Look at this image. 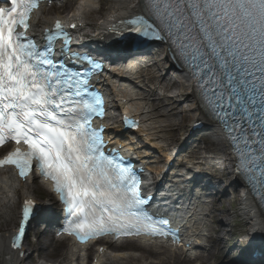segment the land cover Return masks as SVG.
<instances>
[{
    "label": "snow or ice",
    "instance_id": "1",
    "mask_svg": "<svg viewBox=\"0 0 264 264\" xmlns=\"http://www.w3.org/2000/svg\"><path fill=\"white\" fill-rule=\"evenodd\" d=\"M0 2L11 5L0 8V146H17L0 159V168L14 166L22 179L35 169L50 180L65 206L62 232L80 243L105 235L178 242L165 218L146 211L149 200L141 194L139 174L115 150L111 157L106 153L103 129L93 127L94 117L105 115L91 84L102 62L73 50L71 35L59 22L44 32L42 44L29 34L31 14L51 0ZM144 3L159 25L141 16L121 21L125 31L170 45L199 97L198 106L202 100L204 115L220 127L233 150L237 172L264 196V0ZM34 214L33 202L25 200L14 249Z\"/></svg>",
    "mask_w": 264,
    "mask_h": 264
},
{
    "label": "bare ground",
    "instance_id": "2",
    "mask_svg": "<svg viewBox=\"0 0 264 264\" xmlns=\"http://www.w3.org/2000/svg\"><path fill=\"white\" fill-rule=\"evenodd\" d=\"M138 0H114L112 4H110L106 11L102 13L100 10L97 11L95 9L96 2L95 0H79L76 7L73 11L67 15H54L52 17L44 16L42 18L35 17L34 28L37 27H46L49 26L53 20L62 19L63 21L71 23H77L81 27L77 29L75 33L79 35H83L84 38L91 39L93 37H98L103 35L104 32L110 27L113 22L120 20L123 17H127L133 13H137L140 10V6L137 4ZM46 11L43 10L42 14ZM167 64L170 66L172 72L181 76V72L175 69V66L171 63V61L167 58ZM154 67L159 69L161 64L156 63ZM150 69V68H149ZM148 71V70H147ZM118 77L122 78L121 85L126 87V82L129 83V88H116V87H105L106 91L109 92L110 95L117 98L120 102H125L122 104L126 107L127 111L136 117L142 124V128L136 134L137 138L142 139L143 141L149 143L155 150L160 153V159L158 160H149L144 159L143 157L149 155L148 153H144L141 155L140 152L137 154L140 158L148 162L150 166L148 167L149 174H152L153 179L159 177L161 173L164 171V167L167 164V161L170 160L171 157L176 156V150L180 148L181 143L186 141L182 138L177 137V132L180 131L181 125H171L169 126V131L161 129L159 125L158 118L156 119V115H161L168 119V116L163 114L161 109L164 102H169L172 107L173 115L177 117H182L184 120H190V123L204 121L202 118V112L199 110L198 105L195 103V98L192 93V90L189 88L188 83L184 80L183 77L179 78L178 81H173V86H179L180 92L178 94V98L181 99L182 102L189 103L190 108L186 111H178L177 112V103L170 100L167 97L162 99L157 98L155 102H146L145 96L138 94L136 92V88L140 87V85L144 84L145 81L149 84L153 82H157V84H162L163 76L157 77L154 74H145L146 76H139L135 78V80H131L132 73H122L115 72ZM160 79L161 82L158 81ZM130 80V81H129ZM106 83V81H105ZM156 84V83H155ZM147 86V84H145ZM163 88L169 89L170 86L162 85ZM150 96L154 97V90L151 89L148 91ZM149 104V105H148ZM111 118L108 119L110 121ZM204 127H206L212 137L214 138V143L217 146L226 149V145L222 140L220 133L217 128L209 123H205ZM187 133V131H186ZM187 143H190L187 141ZM194 145L196 146V142ZM185 155V158H189L191 160L195 159L191 153L180 151L177 153ZM180 156V155H179ZM228 156V155H227ZM189 163V161H188ZM231 178V177H229ZM28 181L24 183L13 184V176L11 174H6L0 177V220L4 221V227H7L14 220V205L18 199L31 197L29 192L27 191ZM228 189H220L219 195L212 203V211L208 213L206 217H202V207L193 204V205H185L184 209H182L185 214L191 215L190 221L198 224L193 229V236L191 238H195L199 236L200 238L197 240L198 242L203 241V235L208 238V243L210 244L209 249L204 248L203 253L199 254L196 258V261L199 264H225V240L223 236L227 234V228L229 224V217H232L234 214L240 215L245 221V224L248 227L250 232V236L255 233L264 234V220L262 217L257 215V211L254 203L249 198H241L239 191H234L235 196L231 198L232 193L228 194L226 198H222V195H226ZM32 198V197H31ZM219 198V199H218ZM239 203V209L236 212H232L229 209H225L228 203ZM216 206V207H215ZM219 209V210H218ZM219 211V214H217ZM218 215V216H217ZM202 217V218H201ZM209 219L213 220V225L208 224ZM202 220V223L200 222ZM201 223V224H199ZM10 230L8 228L0 229V264H26L24 259L18 258V253L10 251L8 249V237L10 235ZM138 257L135 258L134 255L128 256L123 252H116L108 254L102 259L98 260V263H110V264H129L128 260L132 262H143L144 264H180L178 261H174V255L172 253L165 251L162 252L161 248H146L141 246L139 248ZM22 251V249H21ZM236 250L232 251L231 254L235 253ZM68 259L71 260V263H74V258L77 257L78 251L74 248L70 247L67 251ZM180 255V253H179ZM184 256V254H182ZM181 255V256H182ZM242 256V254H239ZM247 254H245V257ZM28 256L27 258H29ZM152 259V260H150ZM126 261V262H123ZM83 263V262H80ZM97 263V264H98ZM29 264H36L35 262ZM132 264V263H130Z\"/></svg>",
    "mask_w": 264,
    "mask_h": 264
},
{
    "label": "rangeland",
    "instance_id": "3",
    "mask_svg": "<svg viewBox=\"0 0 264 264\" xmlns=\"http://www.w3.org/2000/svg\"><path fill=\"white\" fill-rule=\"evenodd\" d=\"M114 0H103V5H102V9H101V12L104 13L107 9V7L112 4ZM55 11V9H54ZM60 14L61 11L59 12ZM68 13V12H67ZM66 12L63 13L64 15L67 14ZM49 15H53L52 12L49 11ZM157 63L161 64V67L159 69H157V67H152L150 68L148 71L145 69L142 71V75L145 76V73H149V74H154L156 75L157 77H160V76H163V82L162 84H157V82H153L151 84L147 83V86L146 88L143 86L144 84H142L140 86V88H138V91L139 94H142L146 97L147 101L146 102H155L156 103V99L159 98V99H162L164 97H167L169 98L170 100L172 99L173 101H175L177 103L176 107H177V112L178 111H186L190 108V105L189 103H185V102H182L180 98H178V94L180 92V88L179 86H173V81H178V77H177V74H175L174 72H172L170 70V66H168L167 63H165L164 61H162V57L158 56L157 58ZM159 82L160 79H158ZM156 83V84H155ZM162 85H165V86H170L169 89H165L163 88ZM151 89L154 90V93H155V96L152 97L148 94V91H150ZM149 105V104H148ZM162 113L167 115L168 116V119L161 116V115H156V119L158 118L159 120V125L161 129H164L166 131H169L171 125H181V129L179 132H177V137L178 138H182V137H185L184 134L186 133V129L187 127L189 126V123H190V120H184L182 119V117H177L175 115H173L174 112H172V107L170 105L169 102H164L163 105H162V109H161ZM196 146L195 145H192L190 147H185L184 150H188L189 152L192 153V155L196 156V155H200L199 158H202L204 156H212V155H217V153L219 154L222 151L226 150V149H223L219 146H217V144H215L213 141H214V138L212 137L210 131L208 129H206L205 131H203L202 133H200L196 139ZM220 186L222 185H228V180L224 181L223 183L221 182L220 184H218ZM37 188V193L35 192ZM238 187H235L233 186L232 188H228V192L226 193V195H222L221 197L222 198H226L227 196H229L228 194L234 192L235 190H237ZM29 192L32 194V196L38 200L39 202L41 203H45L47 202V196H46V193L41 190V188L39 187H34V185L28 189ZM35 194H34V193ZM37 195H42V198L39 200L37 198ZM212 200V198H209V201ZM216 207V206H215ZM225 209H229L231 210L232 212H236L238 211L239 209V203H228V205L225 207ZM219 210V209H218ZM12 212H14V221L9 224L7 227H4V228H8L10 231L14 228L15 226V223H16V220H17V217H16V214H17V206L12 209ZM219 214V211L218 213ZM218 216V215H217ZM229 221V226L226 227L227 229V234H225L223 236L224 240L226 241L227 244H230V246H232L233 244L235 243H238V240L236 241H233L234 239V235H242L245 233V231H248V227L247 225L245 224V221L242 217H240V215H236L234 214L232 217H229L228 219ZM5 224H4V221L3 220H0V229H4V228H1L3 227ZM235 227V228H234ZM41 232L39 230H34V234L38 237V240L43 244L42 247H40V249H42V253H38V252H33V256L31 257L32 258H35L34 256H38V255H35V254H39V257L42 256V259L41 260H38L39 262H45V263H50V264H53L56 262V260H64V253H65V250H66V246L64 244H58L57 246H47V247H44L46 244V237L42 235V233L40 234ZM230 242V243H229ZM34 245H37L35 243V237L32 236V238H28L27 239V243H26V247H30L31 249L34 248ZM41 246V245H40ZM51 247V248H50ZM39 248V246L37 247ZM133 251H131V250ZM136 248H133V246L131 245L130 247H126L125 250H123L124 252H127V253H134V255L136 257H138L139 255V252L135 250ZM29 254V252L27 253ZM42 254V255H41ZM135 257V258H136ZM178 258V257H177ZM175 261L178 260V262L182 261L180 258L177 259ZM36 259V258H35ZM30 260V259H29ZM152 260V259H150ZM123 262H126V261H123ZM129 264L132 263V264H144L143 262H132L130 260H128ZM29 262H26V264H29ZM106 264H110V263H106ZM170 264V263H169ZM180 264H183L180 262Z\"/></svg>",
    "mask_w": 264,
    "mask_h": 264
}]
</instances>
